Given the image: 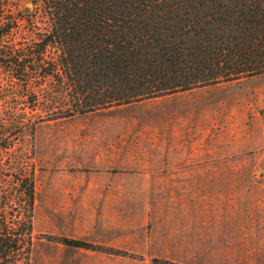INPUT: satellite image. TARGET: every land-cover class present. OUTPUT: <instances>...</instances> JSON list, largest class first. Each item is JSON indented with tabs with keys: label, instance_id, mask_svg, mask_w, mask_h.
Returning <instances> with one entry per match:
<instances>
[{
	"label": "rangeland",
	"instance_id": "obj_1",
	"mask_svg": "<svg viewBox=\"0 0 264 264\" xmlns=\"http://www.w3.org/2000/svg\"><path fill=\"white\" fill-rule=\"evenodd\" d=\"M3 86L26 123L0 169V218L24 234L30 213L15 264H264V73L62 118Z\"/></svg>",
	"mask_w": 264,
	"mask_h": 264
},
{
	"label": "trees",
	"instance_id": "obj_2",
	"mask_svg": "<svg viewBox=\"0 0 264 264\" xmlns=\"http://www.w3.org/2000/svg\"><path fill=\"white\" fill-rule=\"evenodd\" d=\"M33 4L21 11H0V74L10 82L18 80L31 109L51 102L46 105L54 108L49 118L264 73V0ZM37 78L49 82L51 91L44 99L45 86L36 84ZM6 88L16 93V87ZM13 108L0 111V169L13 165L6 153L26 124L25 113ZM17 180L30 211L33 177L24 173ZM29 214L25 235L31 227ZM12 230L0 218V264H15L13 254L24 240V234ZM61 240L72 247L92 246L78 239Z\"/></svg>",
	"mask_w": 264,
	"mask_h": 264
}]
</instances>
